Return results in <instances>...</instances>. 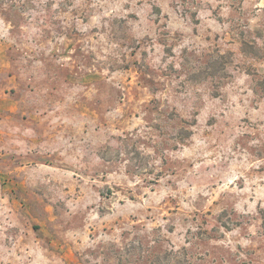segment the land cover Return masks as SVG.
<instances>
[{
    "label": "rangeland",
    "instance_id": "374dc122",
    "mask_svg": "<svg viewBox=\"0 0 264 264\" xmlns=\"http://www.w3.org/2000/svg\"><path fill=\"white\" fill-rule=\"evenodd\" d=\"M0 264H264V0H0Z\"/></svg>",
    "mask_w": 264,
    "mask_h": 264
}]
</instances>
